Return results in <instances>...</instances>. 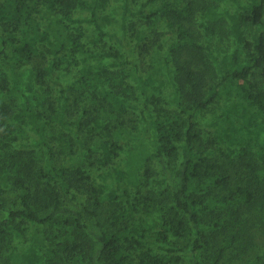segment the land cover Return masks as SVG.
Here are the masks:
<instances>
[{
    "label": "trees",
    "instance_id": "16d2710c",
    "mask_svg": "<svg viewBox=\"0 0 264 264\" xmlns=\"http://www.w3.org/2000/svg\"><path fill=\"white\" fill-rule=\"evenodd\" d=\"M111 1L0 0V242L9 235L22 243L30 228H43L20 248L0 243V264H264V242L254 241L264 226V134L234 137L199 119L226 80L248 82L239 84L241 101L264 115V82L252 79L264 77V0L224 9L220 0H165L150 12L156 0H144L132 44L95 64L88 40L123 41L107 28ZM120 5L129 38L136 12L130 0ZM161 19L175 34L167 50ZM224 22L236 46L215 81L216 70L195 59L221 65L213 38ZM163 64L170 84L159 91L154 72ZM139 121L151 132L127 152L137 191L126 186L127 201L117 200L82 162L101 151L99 167L108 165L125 150L123 138H143ZM158 157L177 159L161 184L152 176ZM5 179L15 195L9 207ZM153 209L155 232L143 215Z\"/></svg>",
    "mask_w": 264,
    "mask_h": 264
},
{
    "label": "rangeland",
    "instance_id": "374dc122",
    "mask_svg": "<svg viewBox=\"0 0 264 264\" xmlns=\"http://www.w3.org/2000/svg\"><path fill=\"white\" fill-rule=\"evenodd\" d=\"M123 0H112L110 5L107 8V12L110 14V17L112 19V24L107 25L108 30H111L112 32L117 31L123 41H120L117 35L112 36H105V40L101 39L99 40L98 45H95V43L91 40H88L89 43H87L88 47H91V49L88 50V52H92V56L95 59H99L95 62V64H98L100 61H106V59L109 60H115V57L113 52L124 50L128 45L130 46L134 40V38L131 35L133 32L134 25H138L140 22V13H138V8H140L142 1L144 0H137V2H133V0H130L131 2V10L135 11L136 13L129 14V21H128V27H129V38H125L123 36L122 28L120 27V17H121V3ZM165 0H156L150 5L146 6L145 12H150V10L155 11ZM201 1V0H198ZM197 1V2H198ZM247 1V0H244ZM218 4L220 5V9H224L227 7L233 8V2L232 0H220L218 1ZM230 4V6H228ZM119 21V22H118ZM161 25L159 27L160 30H162L161 36L163 38L164 43V50L169 48V44L174 40L175 34L172 31L170 25L164 23V21L161 19ZM88 28L90 29L89 37L90 39L95 38V33L93 30V25H88ZM253 27L247 28V34L252 35L254 33ZM217 36L213 38V41L217 43V38H219L220 44L213 45L217 57L219 59V62H221V65L217 61H211L210 63L205 60L201 61L200 59H195V64L199 67H204L205 64L210 66L211 68L215 69L212 73L213 77L211 76L212 80L219 81L222 77V72L220 71L219 66L223 68H228L231 65V53L235 49V39L233 34L230 32V26L228 23L224 22L217 31ZM219 36V37H218ZM130 41H127V40ZM168 44V45H167ZM223 45V48L221 46ZM203 52H206L204 50ZM248 54V52L243 51V56ZM184 57H187L186 53L183 54ZM92 61V59L90 58ZM71 63H74V61H71ZM69 64L71 68L72 75L75 74V67L73 64ZM145 67V65H144ZM114 69L115 66L111 65L110 69ZM166 64L161 65L157 68V70L154 72V76L157 79V83H159L157 86H155V89L162 90L164 86L169 85V79L170 75L167 70ZM217 76H215V74ZM211 75V74H210ZM71 77V76H70ZM69 77V78H70ZM253 80L264 82V77L259 74H254L252 77ZM244 84L245 86H248V82L240 81V80H226L224 82V85L221 86V93L219 97L215 99L214 102H212L206 109H204L202 112H200L199 119L204 122L205 129L210 131H216L218 129V132H223L225 128H227V131L230 132L234 137H239L242 135H247L249 133V129H252V136H255V134L258 132L259 134H264V115L262 114H255L254 108H251V105L246 103L244 100H242V95H239L238 93H242L244 91L243 87L240 88L239 84ZM80 89L76 90V93H79ZM7 98H4L2 96V92L0 91V106L4 104V101H6ZM251 112L255 116V119L257 120V125L253 127L252 124H254L253 117H251ZM231 113V117L227 118V114ZM137 124V130H141L142 134L144 135L141 140H135L131 138H123L121 143L125 146V150L121 151V154L118 156H114L111 161H109L108 165H103V167H99L101 164L99 163V157L102 155L101 151H93L90 153V158L87 161H83L82 165H86L87 169L90 170V173L93 174L97 187L103 188L105 192L110 193L113 191V193H118L119 197H117V200H124L127 201L128 196L126 193H124V190L126 186H128L131 189V192L133 194L137 191V185H135L134 182L130 183L129 176L126 172L127 170V152L128 149H130L135 144H140L142 141L145 142L146 137L151 132V126L149 128H145V122L139 121L136 122ZM255 125V124H254ZM235 128L239 129L234 130ZM259 128V129H258ZM260 129L262 132H260ZM136 130V131H137ZM72 160V159H70ZM60 161V159H59ZM177 162L176 158H168V159H160L154 158L151 164V167L153 168L152 176L155 178L157 182L160 184L164 179H171V170L175 163ZM5 175V173L0 169V178H2ZM6 178V177H5ZM6 180V179H5ZM4 180V181H5ZM172 180V179H171ZM7 183V193L5 195L6 206L11 205V198H14V194L12 195V186H10L9 181H5ZM10 186V187H9ZM9 187V188H8ZM111 194V193H110ZM122 194V195H121ZM12 195V196H11ZM114 197V196H113ZM112 198V197H111ZM109 198L106 200L107 202L111 200ZM3 213V212H2ZM142 213V212H141ZM144 220L149 223L148 231L155 232L157 230V226L159 227V212L153 209L149 213L144 212ZM262 218V217H260ZM38 227V226H37ZM37 227L30 228V232L27 231V240L21 239L22 243L18 239L21 238H15L13 241H11L10 236L6 239H3L0 243L1 245L7 246L9 242H12L13 244H17L18 247L20 245H27L28 241H34L37 238H40L43 235V228H40L38 230ZM5 235V234H3ZM23 238V237H22ZM43 238V237H42ZM174 240V237L171 238ZM170 239V243L173 244V241ZM26 240V241H25ZM255 243L260 244L261 242H264V226L258 231L257 238L254 240ZM254 244V243H253ZM20 248V247H19ZM252 248L248 249V252L252 250Z\"/></svg>",
    "mask_w": 264,
    "mask_h": 264
}]
</instances>
